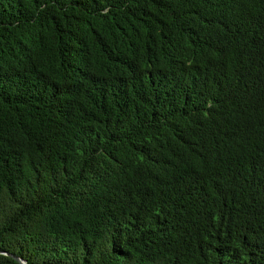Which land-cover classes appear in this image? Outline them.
<instances>
[{"label":"trees","instance_id":"1","mask_svg":"<svg viewBox=\"0 0 264 264\" xmlns=\"http://www.w3.org/2000/svg\"><path fill=\"white\" fill-rule=\"evenodd\" d=\"M0 252L264 264V0H0Z\"/></svg>","mask_w":264,"mask_h":264},{"label":"water","instance_id":"2","mask_svg":"<svg viewBox=\"0 0 264 264\" xmlns=\"http://www.w3.org/2000/svg\"><path fill=\"white\" fill-rule=\"evenodd\" d=\"M0 255H3V256L11 258L17 264H26L23 260H21L18 257H15V256H13L11 254H8V253H5V252H0Z\"/></svg>","mask_w":264,"mask_h":264}]
</instances>
